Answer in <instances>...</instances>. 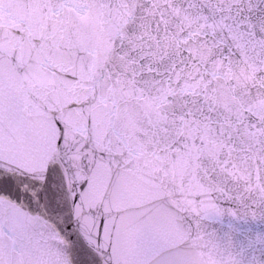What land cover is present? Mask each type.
<instances>
[{
  "label": "snow or ice",
  "instance_id": "obj_1",
  "mask_svg": "<svg viewBox=\"0 0 264 264\" xmlns=\"http://www.w3.org/2000/svg\"><path fill=\"white\" fill-rule=\"evenodd\" d=\"M226 212L264 218V0H0V264H246Z\"/></svg>",
  "mask_w": 264,
  "mask_h": 264
},
{
  "label": "water",
  "instance_id": "obj_2",
  "mask_svg": "<svg viewBox=\"0 0 264 264\" xmlns=\"http://www.w3.org/2000/svg\"><path fill=\"white\" fill-rule=\"evenodd\" d=\"M206 229L219 243H231L233 251L246 264L253 256L264 262V218L234 217L226 212L207 221Z\"/></svg>",
  "mask_w": 264,
  "mask_h": 264
}]
</instances>
